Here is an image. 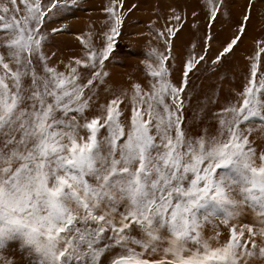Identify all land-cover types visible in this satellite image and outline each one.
<instances>
[{"label": "snow or ice", "instance_id": "1", "mask_svg": "<svg viewBox=\"0 0 264 264\" xmlns=\"http://www.w3.org/2000/svg\"><path fill=\"white\" fill-rule=\"evenodd\" d=\"M77 3L0 5L2 264H14L2 255L14 240L35 255L28 264H264V145L254 146L248 126L259 119L264 128V39L247 58L242 86L210 116L201 104L188 116L192 76L219 73L247 35L257 0H247L210 67L212 29L228 15V0H198L208 32L202 52L193 43L182 60L174 41L187 17L173 9L175 24L154 37L162 50L152 47L142 61L143 82L119 93L105 88L104 103L99 90L125 0L104 7L102 46L92 34L78 37L83 57L61 70L45 54L46 29ZM245 215L252 223H240Z\"/></svg>", "mask_w": 264, "mask_h": 264}, {"label": "rangeland", "instance_id": "2", "mask_svg": "<svg viewBox=\"0 0 264 264\" xmlns=\"http://www.w3.org/2000/svg\"><path fill=\"white\" fill-rule=\"evenodd\" d=\"M8 0H0V5L6 4ZM229 7L226 9L228 15L221 14L215 23L212 34L215 37L211 42L208 53L210 61L221 50L223 43L229 39L237 30L241 14L247 0H228ZM109 0H78L75 7L65 11L60 16L50 17L51 21L46 29L48 40L44 49L45 54L50 57V65L68 63L74 57H83L84 47L80 38L87 39L92 34L93 43L100 48L103 43V31H106L105 21L107 14L103 11ZM135 5V7H133ZM22 7V5H21ZM202 4L198 0H125L124 24L121 28V35L116 38V45L113 53L106 61L105 70L109 73L106 84L101 87L100 103H104L105 97L110 89L119 93L127 89L134 80L143 82L142 61L148 58L147 54L152 47L161 48L162 41L155 39L157 31H163L167 26H172L175 21L169 18L173 15V9L182 17H187L186 26L180 31L175 39L174 55L180 59H186L192 50V44H197V52H202L203 37L208 32L207 21L200 8ZM131 9V11H128ZM195 10L199 13V19H194L191 15ZM192 23H197L198 29L192 28ZM52 28L61 29L58 33L51 32ZM264 39V0H257L252 12L251 22L247 28V35L234 53L225 59L218 74H213L206 70L195 73L191 78V92L194 99L188 110L191 120L198 111L197 105H207L209 116L212 111L221 107L232 95L233 88H240L244 83L248 57L254 55L256 41ZM180 61L174 62L179 65ZM178 73L173 79H178ZM227 79H222V77ZM218 100V104L209 102ZM210 119L205 120V124H210ZM253 129L250 139L254 141V146L264 145V128H261V121L256 119L250 122ZM218 223V222H217ZM240 223H252V217L245 215L240 218ZM258 226V225H257ZM212 225H208V234H211ZM19 252V253H18ZM14 264H28L35 259L34 254H29V249L24 247L19 240L10 241L7 250L2 254ZM2 264V261H0ZM254 264H260L257 260Z\"/></svg>", "mask_w": 264, "mask_h": 264}, {"label": "bare ground", "instance_id": "3", "mask_svg": "<svg viewBox=\"0 0 264 264\" xmlns=\"http://www.w3.org/2000/svg\"><path fill=\"white\" fill-rule=\"evenodd\" d=\"M19 253V252H18Z\"/></svg>", "mask_w": 264, "mask_h": 264}]
</instances>
